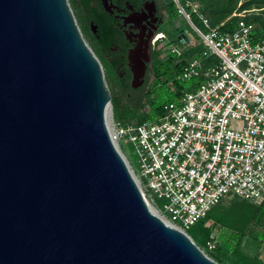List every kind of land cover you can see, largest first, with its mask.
<instances>
[{
  "label": "water",
  "instance_id": "1",
  "mask_svg": "<svg viewBox=\"0 0 264 264\" xmlns=\"http://www.w3.org/2000/svg\"><path fill=\"white\" fill-rule=\"evenodd\" d=\"M111 117L69 1L0 0V264H222L152 208Z\"/></svg>",
  "mask_w": 264,
  "mask_h": 264
},
{
  "label": "built area",
  "instance_id": "2",
  "mask_svg": "<svg viewBox=\"0 0 264 264\" xmlns=\"http://www.w3.org/2000/svg\"><path fill=\"white\" fill-rule=\"evenodd\" d=\"M174 2L197 39L189 43L182 30L169 37L159 31L154 44L160 59L171 54L179 65L175 78L193 84L177 88L168 80L165 89L174 95L157 115L140 121L112 116L109 131L120 149L121 137L132 145L137 170L128 162L152 208L186 231L226 197H264V38L253 36L243 18L226 30L210 24L197 2ZM180 32L187 39L177 38ZM188 48L194 50L186 56ZM211 236L208 248L216 245Z\"/></svg>",
  "mask_w": 264,
  "mask_h": 264
},
{
  "label": "flooded vegetation",
  "instance_id": "3",
  "mask_svg": "<svg viewBox=\"0 0 264 264\" xmlns=\"http://www.w3.org/2000/svg\"><path fill=\"white\" fill-rule=\"evenodd\" d=\"M77 6L78 26L101 63L110 93L132 100L143 92L145 99L160 79L154 41L159 31L168 36L160 28L172 19L168 0H77Z\"/></svg>",
  "mask_w": 264,
  "mask_h": 264
},
{
  "label": "trees",
  "instance_id": "4",
  "mask_svg": "<svg viewBox=\"0 0 264 264\" xmlns=\"http://www.w3.org/2000/svg\"><path fill=\"white\" fill-rule=\"evenodd\" d=\"M186 0H179L181 4H184ZM198 7L197 10L203 13L209 20L210 24L215 25L219 24L222 29L232 30L237 23L239 18H243L247 22L251 21L247 17H228L227 13L240 9L249 4H260L264 3V0H196ZM188 10L189 7L185 6ZM174 9L176 11V4L174 0H170L169 13L170 17L174 16ZM191 20L197 24L199 20L198 14L196 12H190ZM252 35L259 38H264V33L258 31L253 26ZM193 48H188L184 51V55L188 56L193 52ZM157 73L159 81L157 85L153 88V95L146 94V98L149 101L148 107H145L146 100L143 101L145 93H141L136 96L135 99L130 100V97H125L122 94L114 95L111 94V104H112V115L116 120H126V119H135L137 121L152 118L157 115L161 110V105L164 101L172 99L173 93L165 89V83L173 79L177 88H188L190 87L194 79L189 80L187 85L182 84V80L176 79L175 74L179 72V65L172 64L173 56L170 54L166 59L157 58ZM157 78V79H158ZM148 95V97H147ZM242 200L238 196H232ZM249 201V200H246ZM221 202V201H220ZM212 206L206 215L198 219L194 224H192L186 232L190 234L193 240L204 249V251L224 264L225 250H231V253H235L238 257L244 260V264H250L254 261L255 264H264L260 259L253 258L250 254L243 252L239 246L237 240L231 236H225L221 243H217L215 247L208 248L206 241L209 240L211 236L212 225L219 224L224 227H232L234 224L230 219V214L224 211H221L218 207L219 203ZM253 217L256 222L263 223V229L261 231H254L252 235L259 236L264 239V197L260 201V204L256 207ZM211 219V222L208 221ZM252 232V231H251Z\"/></svg>",
  "mask_w": 264,
  "mask_h": 264
},
{
  "label": "rangeland",
  "instance_id": "5",
  "mask_svg": "<svg viewBox=\"0 0 264 264\" xmlns=\"http://www.w3.org/2000/svg\"><path fill=\"white\" fill-rule=\"evenodd\" d=\"M68 1L77 23L80 25L77 0ZM191 1L196 2V0ZM168 6L170 8V0H168ZM226 16H235L237 18L247 17L258 31L264 33V3L246 5L240 9L227 13ZM197 24H200V22ZM160 28L168 35H172L177 30H182L189 38V43H192L195 39H197V35L192 30L189 23L181 15L177 14L175 9L174 16L171 21L169 22L168 20H165L161 23ZM162 43L164 42L159 41L158 44L161 46L163 45ZM105 68L106 67L103 66L104 72ZM188 83L189 80H182V84L187 85ZM148 91V93L151 92V95L154 94L153 89ZM112 93L113 91H111V94ZM144 100H146V104L148 105L149 101L146 97ZM119 142L121 149L125 153V156L129 160L130 164L135 170H137L136 156L132 151V145L127 142L125 137H121ZM259 204V201H246L236 197L224 198L219 203L218 207L221 211L230 214V219L234 225L232 227H224L214 223L211 228V234L216 239L217 243H221L225 236H231L234 240H237L243 252L250 254L253 258L260 259L264 263V239L259 236L252 235L255 233L254 231H261L263 229V223L256 222L253 217L254 211ZM224 259V264H244V260L238 257L237 254L231 253V250H225ZM250 264L255 263L252 261Z\"/></svg>",
  "mask_w": 264,
  "mask_h": 264
},
{
  "label": "bare ground",
  "instance_id": "6",
  "mask_svg": "<svg viewBox=\"0 0 264 264\" xmlns=\"http://www.w3.org/2000/svg\"><path fill=\"white\" fill-rule=\"evenodd\" d=\"M164 219V218H163ZM166 220V219H165ZM167 221V220H166Z\"/></svg>",
  "mask_w": 264,
  "mask_h": 264
}]
</instances>
